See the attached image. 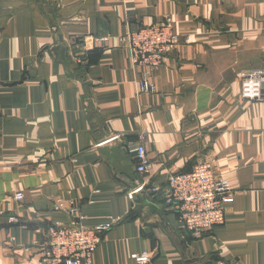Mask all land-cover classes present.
Here are the masks:
<instances>
[{"label":"crops","instance_id":"obj_1","mask_svg":"<svg viewBox=\"0 0 264 264\" xmlns=\"http://www.w3.org/2000/svg\"><path fill=\"white\" fill-rule=\"evenodd\" d=\"M168 17L176 43L143 92L119 39ZM252 69H264V0H0V264H44L28 251L35 231L69 224L70 207L85 227L120 219L93 264L144 251L150 264H264V101L241 85ZM200 162L235 200L196 237L162 191Z\"/></svg>","mask_w":264,"mask_h":264},{"label":"built area","instance_id":"obj_2","mask_svg":"<svg viewBox=\"0 0 264 264\" xmlns=\"http://www.w3.org/2000/svg\"><path fill=\"white\" fill-rule=\"evenodd\" d=\"M172 25L173 20L168 17L163 24L144 26L119 39L130 62L139 69V83L143 92L155 91L153 74L165 63L175 46L176 36ZM100 41L107 43L109 38ZM241 85L244 100L264 101V69H252L242 73ZM132 152L137 173L142 177L147 176L153 166L145 144L132 147ZM147 186L141 185L138 191L148 188L152 194L160 192L157 187ZM162 194L165 207L179 215L185 229L196 237H202L216 227L224 226L227 221L226 207L235 200L231 183L218 176L207 162L198 163L189 172L172 175ZM22 198L21 194L15 197L18 201ZM56 208L63 209L62 203H58ZM68 213L73 218L69 224L54 223L47 229H37L36 238L28 251L39 248L44 264H93L94 254L104 234L120 222V219H111L90 228L82 225L84 217L78 213L76 207H70ZM153 256L150 251H144L134 254L132 259L135 264H150Z\"/></svg>","mask_w":264,"mask_h":264}]
</instances>
